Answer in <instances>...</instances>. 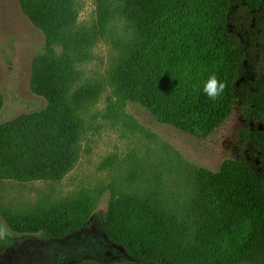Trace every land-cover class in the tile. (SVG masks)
<instances>
[{"label": "trees", "instance_id": "16d2710c", "mask_svg": "<svg viewBox=\"0 0 264 264\" xmlns=\"http://www.w3.org/2000/svg\"><path fill=\"white\" fill-rule=\"evenodd\" d=\"M119 1L135 30L111 75L122 117L131 119L124 107L135 102L161 123L207 137L238 101L250 107L248 120H264V79L255 88L240 84L246 54L228 28L234 0ZM243 1L257 29H264V0ZM19 3L45 33V49L33 58L31 75L46 105L0 122V170L17 180H59L79 156L82 123L76 109L100 93L96 84L71 89L70 52L90 36L73 30V0ZM56 44L63 47L60 55ZM212 74L225 84L215 100L202 91ZM4 103L0 87V113ZM245 129L258 164L237 157L216 171L196 168V193L186 214L149 197L109 200L104 232L126 250L131 264H264V125ZM94 211V199L83 195L3 216L16 233L61 237L86 226Z\"/></svg>", "mask_w": 264, "mask_h": 264}, {"label": "rangeland", "instance_id": "374dc122", "mask_svg": "<svg viewBox=\"0 0 264 264\" xmlns=\"http://www.w3.org/2000/svg\"><path fill=\"white\" fill-rule=\"evenodd\" d=\"M76 20L90 41L71 50V89L96 84L100 93L76 109L82 123L79 156L59 180H17L0 170V264H131L132 258L108 240L102 218L113 197H149L174 213L186 214L196 193L195 170L216 171L229 158L258 164L259 153L246 140L249 106L235 103L232 113L207 137L192 135L157 121L143 106L128 102L117 110L112 72L134 38V27L119 0H73ZM243 0L230 9L229 32L246 54L240 84L255 88L264 79V29ZM45 49V33L23 12L19 0H0V87L4 106L0 122L45 107L31 75L32 60ZM58 55L61 44L55 45ZM88 195L95 211L83 228L61 237L19 234L6 223L5 212L21 213L38 206Z\"/></svg>", "mask_w": 264, "mask_h": 264}, {"label": "clouds", "instance_id": "9594fccd", "mask_svg": "<svg viewBox=\"0 0 264 264\" xmlns=\"http://www.w3.org/2000/svg\"><path fill=\"white\" fill-rule=\"evenodd\" d=\"M224 89V82L212 74L204 81L202 91L208 98L215 100L222 95Z\"/></svg>", "mask_w": 264, "mask_h": 264}]
</instances>
